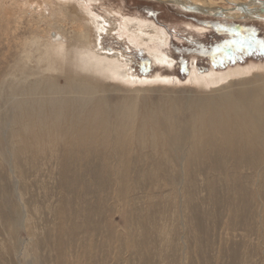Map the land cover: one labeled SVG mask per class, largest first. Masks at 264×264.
I'll use <instances>...</instances> for the list:
<instances>
[{
    "label": "bare ground",
    "instance_id": "bare-ground-1",
    "mask_svg": "<svg viewBox=\"0 0 264 264\" xmlns=\"http://www.w3.org/2000/svg\"><path fill=\"white\" fill-rule=\"evenodd\" d=\"M98 1L0 0V182L8 187L11 179L13 184L12 192L10 188L3 192L1 206L12 204V225L27 232L25 186L18 183L25 177H33L38 190H51L56 184L67 193L74 192V201L67 198L70 205L79 203L76 191L85 190L87 182L101 176L106 181L99 191L91 188L95 192L146 193L142 182L154 180L151 188L159 194L165 185L155 180L179 177L185 184L191 178L195 185L192 192L225 196L221 208L241 206L243 200L251 209L254 198L263 207L264 61L204 74L193 65L185 81L164 75L161 69L174 62L160 49L166 44L165 32L142 16L121 17L120 12H112L115 17L109 20L108 10L106 17L94 9ZM150 1L174 3L172 6L188 14L264 23V0ZM26 28L27 35L23 32ZM115 36L119 39L114 40ZM122 39L141 47L150 61L146 59L159 67L157 72L140 77L133 68V55L121 45L122 50H113L106 44H123ZM126 48L132 50L129 45ZM125 177L130 179L127 187L122 184ZM179 189L175 190L181 195ZM130 204L128 201L132 207ZM156 205L160 203L156 201ZM74 210L75 216L79 215L80 208ZM61 212L57 217L64 222L65 209ZM79 229L67 231L59 224L52 230L62 237L66 231L76 234ZM165 234L159 237L165 238ZM30 241L41 245L32 237ZM17 242L22 246L18 253L25 255L26 245ZM44 242L51 245V239ZM57 243L60 250L65 245Z\"/></svg>",
    "mask_w": 264,
    "mask_h": 264
},
{
    "label": "rangeland",
    "instance_id": "rangeland-1",
    "mask_svg": "<svg viewBox=\"0 0 264 264\" xmlns=\"http://www.w3.org/2000/svg\"><path fill=\"white\" fill-rule=\"evenodd\" d=\"M94 9L106 17L109 13L110 17L108 16V19L112 21L115 12H120L121 17L142 16L147 20H153L167 36L166 44L163 47L161 46L160 49L168 53V56L170 55V58L174 61L172 66L169 68L164 66L165 69L163 68L161 71L163 70L164 75L176 76L182 81L189 77L193 65L197 70L199 69V73L204 74L211 69L225 72L238 67V65L246 66L252 61H264V23L241 20H235V22L199 14H188L172 5H162L150 0H101L95 2ZM197 27H200V29ZM28 31L26 28L23 32L27 35ZM116 39L119 38L115 36L114 40ZM122 40L123 44L115 43V41H108V43L107 40L106 44L112 47L113 50L120 49L118 46L121 45L123 46L122 49L133 55V68L137 74L139 73L140 77H150L157 72L159 67L149 62V55L141 47L129 44L124 39ZM127 45L132 50L127 49ZM12 59L13 57L10 58L9 63L7 62L10 67L13 63ZM177 178H174V182L172 179H166V181L165 179L155 180V182L165 185L164 190L162 188L163 192H159V194H155L158 192H154V189L151 188L154 185V180H150L153 185L144 180L142 183H146L144 188L146 193L136 190V194L133 193L135 199L133 194L129 192L127 194L124 191V193L118 191L119 194L102 190L97 192L103 188L102 184L106 181L101 176H97V178L85 184V190L82 188L75 192L76 198L79 199V203L72 202L75 205H70L67 199L72 198L71 200L74 201V192L67 193L66 190L61 189L56 184H53L54 187H50L51 190L54 189L52 191L41 188H39V191L38 187L33 185V177L19 178V185L25 186L22 195L24 194L23 201H27L24 202L29 210L27 211V214L29 213L27 232L23 228L15 226L17 224L12 225L15 221V214H13L15 210L12 209V204L1 206V203L3 204V192L9 188L10 192L13 191L11 179L8 187L6 183L0 182V264H264V206L262 207L260 200L254 198L251 209L243 200H241V206L231 209L226 206L221 208L220 206L226 203L227 198H224L225 196L215 192H192L194 182L190 181L191 178L188 179L189 181H185V184L181 182L179 177ZM38 179L40 178L38 177ZM124 179L122 180L125 183L122 182V184L126 187L129 186L126 184L130 183V179L128 178L129 181L127 177ZM162 181L163 183H161ZM170 183L172 185L174 183V186H171ZM93 187H98V190L95 192L91 189ZM177 187L181 188L179 189L181 195L180 191L177 193V190H175ZM90 189L91 192L89 193ZM174 190L175 195H173ZM94 193H96L95 196ZM35 194L36 196H34ZM88 194L90 195L88 196ZM184 194L186 197H184ZM199 197L200 200H198ZM181 199H183V202ZM57 200H59L58 203ZM12 201L16 205L18 204L15 198H12ZM28 201L31 203H28ZM128 201L133 203L130 204L132 207L127 205ZM156 201L160 205L154 206ZM50 203L51 205H49ZM40 204L42 205L40 206ZM190 204L193 206L190 207ZM36 206L38 207L36 208ZM125 206L128 209H125ZM74 207L76 209L80 208L79 215L75 216L77 213H75ZM64 209L66 213L63 212V214L67 220L65 219L63 222L58 220L57 215L62 213L61 210L64 211ZM59 224L67 231L80 229L76 234L71 232L72 235L66 231L68 235L63 233L61 237L62 233L52 230L59 227ZM74 224H77V226ZM81 225L83 227H80ZM48 233H50V236ZM162 233H166L165 238L164 235L159 237ZM45 234L46 236L43 237ZM30 237L35 241L38 240L41 245H38L39 243L36 245L31 241L28 242ZM47 239H51L50 246H47L44 242ZM73 239H75V242ZM17 241H23L24 246L26 245L25 255L18 253L19 247L21 252L22 246H18ZM56 241L62 245L65 244L61 250ZM68 242L71 244H68ZM73 243L75 244L74 248L71 247ZM130 245H132V250ZM16 248L17 250H15ZM75 249L79 252L76 253ZM58 251H61L62 254ZM71 253L78 256L70 255ZM19 254L20 257L17 256ZM34 254L35 256H33ZM46 255L48 259H46ZM58 257L59 259H57ZM74 257L78 259L75 260Z\"/></svg>",
    "mask_w": 264,
    "mask_h": 264
},
{
    "label": "water",
    "instance_id": "water-1",
    "mask_svg": "<svg viewBox=\"0 0 264 264\" xmlns=\"http://www.w3.org/2000/svg\"><path fill=\"white\" fill-rule=\"evenodd\" d=\"M169 5H173L174 3H168Z\"/></svg>",
    "mask_w": 264,
    "mask_h": 264
}]
</instances>
